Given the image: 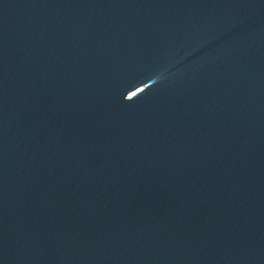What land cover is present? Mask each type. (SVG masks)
Here are the masks:
<instances>
[{
	"label": "water",
	"instance_id": "obj_1",
	"mask_svg": "<svg viewBox=\"0 0 264 264\" xmlns=\"http://www.w3.org/2000/svg\"><path fill=\"white\" fill-rule=\"evenodd\" d=\"M0 264H264V0H0Z\"/></svg>",
	"mask_w": 264,
	"mask_h": 264
}]
</instances>
